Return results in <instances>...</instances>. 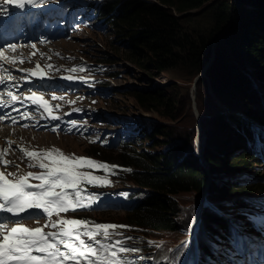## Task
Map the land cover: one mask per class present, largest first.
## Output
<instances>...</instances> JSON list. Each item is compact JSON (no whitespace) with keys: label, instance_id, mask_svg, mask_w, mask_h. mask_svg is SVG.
I'll use <instances>...</instances> for the list:
<instances>
[{"label":"trees","instance_id":"16d2710c","mask_svg":"<svg viewBox=\"0 0 264 264\" xmlns=\"http://www.w3.org/2000/svg\"><path fill=\"white\" fill-rule=\"evenodd\" d=\"M209 1L213 0L91 3L99 21L125 42L126 47L121 51L126 59L150 73L171 72L185 65L190 76H201L198 86L205 94L199 99L205 102L202 130L200 134L194 131L186 144L165 140L171 137L172 127L157 125L154 129L136 128L139 138L118 135L113 145L119 151L114 146H92L93 154L110 153L121 160L111 171L113 177L125 183L133 182L129 189L117 191L110 199L112 205H118L117 209L124 210V221L107 220L110 215L104 218L100 214L101 218L93 220L126 226L109 229L108 233L116 230L131 233L113 242L120 241L129 249L120 255L133 264L165 262L172 244L190 232L194 206L183 203L184 194L200 195L206 189L210 200L229 199L230 205L246 210V227L250 229L257 227V214L264 210L260 198L264 196V92L257 87L264 84V0H238L255 5L246 15L232 0H218L213 5L217 20L229 25L224 38L215 46V60L207 77L203 73L213 55L212 39H207L197 28L202 15L195 17L192 13ZM254 25L260 28L259 35L253 36ZM183 31L188 32L178 37ZM106 75L116 77L119 73L110 70ZM124 94L135 99L145 111L178 119L177 96L167 92V87H138ZM215 98L228 110L242 105V113L223 111ZM206 102L211 104L207 111ZM197 137L207 167L197 150ZM145 142L149 145L146 149L141 146ZM197 232V249L191 239L171 252L168 264H222L228 255L243 256L240 242H235L231 220L211 205H204Z\"/></svg>","mask_w":264,"mask_h":264},{"label":"rangeland","instance_id":"374dc122","mask_svg":"<svg viewBox=\"0 0 264 264\" xmlns=\"http://www.w3.org/2000/svg\"><path fill=\"white\" fill-rule=\"evenodd\" d=\"M217 1L218 0L209 1L205 3L201 9L192 13L196 15L195 17H197L198 14L200 16L202 15L197 21V23H199V27L197 26V28L207 39H212L213 55L211 56V60L203 73V75L207 77L208 70L211 66L210 64L215 60V46L224 38V34L229 25L227 22L220 23L214 16L212 7ZM232 1L234 2V5L244 11L243 13L245 15L247 12L249 13L256 8L255 5L248 1ZM89 15H91L90 11H84L83 8L78 6V1L74 2L72 5V19L76 20V28L72 26L70 36L66 40L59 37L55 38L54 43L57 46V50L52 49L47 60L56 66H60L62 64L71 65L72 60L79 59L80 61H83L81 65L88 66L86 69L91 71L93 70V67H95L94 72H96V69L105 73L112 70L114 72H118L119 75L116 77L110 76L111 78H109L108 75L105 74H92V72H90L89 74H92V80L86 79L88 77H82V80H85L83 83L61 82L60 85L53 84V87L58 89L59 92H64L65 99H61L64 105L69 104L71 108L73 107L74 112L76 111L75 115L69 118L68 132L65 133V136L60 137L57 135H49L39 132L33 134L28 131L23 134L22 139H29L26 140V142L35 145L40 143V146H46L44 148H48V145L56 147L55 150H59L63 155L70 158L84 157L95 160L101 164L109 165L110 167L108 169L94 168V170L105 175L104 177L107 182L105 191L113 193L133 185V182L125 183L124 181L114 178L111 175L110 172L113 169L112 166L116 167L121 164V160L118 159L116 155L104 152H100L96 155L91 152L92 146H104V144L100 141V138H104L106 136L105 132H117L118 129L125 126L124 128L127 135L130 134L129 136L132 138H139V134L135 131L139 126L147 129H154L157 125H165L172 127L170 128L171 137L165 140H176L177 143L186 144L187 141L189 142V139L192 137L194 131L200 134V131L202 130V112L204 110L202 105H205V102L201 103V100L199 99H201L205 94L203 91H200L202 89L198 86L201 76L197 78L190 76L189 69L185 65L181 64L171 72L154 71L153 73H150L149 71L140 68L132 61L126 59V55L123 51H121L126 47V45H124L125 42L121 39H117L115 31L109 27L105 29L100 26H94L97 22ZM178 16L180 17L184 15L178 14ZM251 16L255 17L253 14ZM89 20L94 21L87 22ZM191 28H194V26ZM252 29L253 36L259 35L260 28L258 29V26L254 25ZM187 32L188 31H183V33H179L178 37H182ZM214 32L216 34H214ZM194 35L196 36L197 34ZM58 49H60L61 54H58V52H60ZM60 71L64 70L60 69ZM97 79H106L110 83L103 87L101 85L94 86L93 82ZM138 87L143 89L167 87V92L176 94L178 100L176 115L178 116V119L174 121L162 116L158 112L145 111L137 105L135 99L124 94V92H129ZM257 87L261 92H264V84H258ZM209 91L212 96L215 95L211 85ZM215 101L219 107L223 106V109L226 110V112L230 111L232 114L242 113L240 108L242 105H236L228 110L219 98H215ZM210 106L211 104L206 102V111L207 108L209 110ZM108 107L114 109L113 111L118 115H126V118L118 116L117 119L113 118L112 121L109 120L107 118ZM79 112L82 115H79ZM120 122H122V124ZM130 129H134L131 130L132 134L128 131ZM196 141L198 150L200 145L199 137H197ZM141 146L144 149L149 147L147 142L142 143ZM156 148L158 149L159 147L157 146ZM166 148H163V151H165ZM114 149L117 151L120 150V148H117L116 146H114ZM108 150L110 151V149ZM17 156V162L22 163L24 166L34 171V168L36 167L30 162L31 160L28 156L20 153L17 154ZM46 162L48 161L46 160ZM202 163L204 164L203 161ZM204 165L207 167L206 162ZM83 168V166L80 167L79 171L97 176L95 172ZM18 171L22 172L21 169ZM43 171L46 170L38 168L36 170V174ZM261 171L262 170H259V172ZM256 173L257 172L254 174ZM240 174L241 172L239 175ZM254 174H252L253 177L255 176ZM22 175L24 176L25 173H22L21 176ZM233 177H236V175ZM99 184L100 182L89 184L85 180L78 185V188L81 190V204L90 206H76L74 204L68 211H63L59 214L53 213L51 218H48L47 214L42 213V210L33 209L32 213H35V215L30 214L22 218H14V216L10 217L11 220H9L10 224L8 225L9 231L11 227L16 226V224L29 228L40 227L44 232L59 231V227H52V224L61 219L83 220L86 222L87 227L92 229L96 224H99L93 220L97 217L101 218L100 215H104V218L105 215H110L108 219L106 218L107 220L124 221V210L116 208L101 210V201L104 198L101 193H98ZM67 191L70 194L69 198L75 200V190L69 189ZM201 197H204L208 205L216 208L217 211L223 215L234 217L242 222L239 226L233 224V227L234 235L237 236L241 233L244 236L243 239L245 246L248 248L246 249L247 259H245L244 263L247 264L248 262V264H258L260 261L264 262V235L258 230L252 232L245 229V218H248L246 210L242 211L230 205L228 201L229 199L211 201L207 196L206 190H204L200 195L196 193L184 194L181 196V200L183 203L189 204L188 206H194V213H196L199 208ZM206 203L204 202V204ZM231 220L234 219L231 218ZM83 227L84 226L82 225L81 228L83 229ZM112 233L113 234L111 236L113 238H122L124 235L126 236V233L124 232L114 231ZM127 233L128 235H131L130 232ZM81 238L88 244L93 243L86 235ZM106 239L107 238L104 237L103 234H99V236L98 233L96 234V240L100 241ZM76 243H78V241H76ZM96 247L98 248V251L101 250L98 245ZM255 251H258V253L253 256ZM98 254H100V252H98ZM168 257L169 254H167V260ZM84 261L86 260H82L80 263ZM160 264L168 263L165 261V263L161 262ZM224 264L235 263L234 261L227 259Z\"/></svg>","mask_w":264,"mask_h":264},{"label":"snow or ice","instance_id":"6c2138e0","mask_svg":"<svg viewBox=\"0 0 264 264\" xmlns=\"http://www.w3.org/2000/svg\"><path fill=\"white\" fill-rule=\"evenodd\" d=\"M44 2L46 0H6L8 5H15L19 8H24L26 4L36 5ZM2 56L3 53H0V57ZM31 75L40 79L46 76L40 70L39 65L35 70H31ZM65 78L73 79L71 76ZM8 79L11 80L12 77L9 76ZM0 83H4L3 79H0ZM8 95L11 96L13 102L18 99L11 92ZM27 99L33 104L42 106L52 119H57L52 115L49 103L42 95L33 92ZM0 106L7 105L0 104ZM21 115L24 116L25 114ZM2 119L3 117L0 116V120ZM58 127L57 125L56 128ZM54 130L56 129L54 128ZM57 152L59 153V150ZM25 154L30 158L44 157L48 162H45V159H40L39 167L46 171L39 174L29 172L27 175L14 180L6 179L5 174L0 172V212L19 216L28 214V210L35 209L42 210V213L51 218L53 213L59 214L68 211L74 204L76 206H90L81 204V190L78 185L85 180L89 184L102 182L103 178L82 173L79 168L86 166L88 168L108 169L110 167L107 164H101L84 157L70 158L62 153L54 155L52 151L45 153L26 151ZM3 155V151L0 150V162L7 166L9 161L3 160ZM33 177L38 179L40 183H29V178ZM69 189L75 190V200L69 198L70 194L67 191ZM31 214L35 215V213ZM82 225L84 226L83 229L81 228ZM4 226V223L0 221V228ZM52 227H59V231L44 232L40 227L29 228L20 224L11 227L10 231L0 238V264H80L82 260L88 261V264H133L130 259L120 255L129 251L120 241L109 245L96 240V234L101 230H103L104 237H108L109 229L126 227L124 225L96 224L94 228L89 229L83 220L61 219L54 222ZM84 235L88 236L93 243H86L81 238ZM128 239L132 238L129 237ZM97 245L103 250L102 254H98Z\"/></svg>","mask_w":264,"mask_h":264},{"label":"water","instance_id":"95a60500","mask_svg":"<svg viewBox=\"0 0 264 264\" xmlns=\"http://www.w3.org/2000/svg\"><path fill=\"white\" fill-rule=\"evenodd\" d=\"M198 151H199V153H200V156H201L202 161H203L204 164H205V158H204L203 153L201 152V148H200V147H199ZM205 190H206V189H205ZM204 202H206L205 198H204V197H201V198H200V202H199L198 213H197L198 218L201 217V213H202V209H203V204H204Z\"/></svg>","mask_w":264,"mask_h":264},{"label":"bare ground","instance_id":"6f19581e","mask_svg":"<svg viewBox=\"0 0 264 264\" xmlns=\"http://www.w3.org/2000/svg\"><path fill=\"white\" fill-rule=\"evenodd\" d=\"M221 101V100H220ZM221 108L223 109L224 107L223 106H221ZM223 111H224V109H223ZM198 212V211H197Z\"/></svg>","mask_w":264,"mask_h":264}]
</instances>
